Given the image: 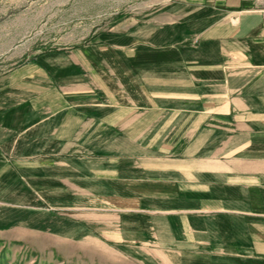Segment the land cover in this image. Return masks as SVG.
<instances>
[{
    "label": "rangeland",
    "instance_id": "rangeland-1",
    "mask_svg": "<svg viewBox=\"0 0 264 264\" xmlns=\"http://www.w3.org/2000/svg\"><path fill=\"white\" fill-rule=\"evenodd\" d=\"M253 1L264 13V4ZM223 2L0 0V264H193L186 248L179 257L177 246L187 245L171 234L155 192H166L179 166L203 168L195 163L205 153L223 162L212 166H222V172L249 169L264 176V126L242 123L206 136L171 131L173 109L190 104L187 95L172 97L187 94L188 87L173 89L171 81L178 73L185 81L195 76L188 56L202 49L203 32L225 17ZM65 75L94 86L98 78L100 86L114 82L109 89L130 104L148 81L149 96L164 95L157 97L165 111L160 129L169 131L116 134L100 149L75 148L78 140L63 143L43 134L36 148H29L26 127L16 116L26 115L29 101L51 89L62 94ZM161 75L163 88L155 84ZM101 93V103L109 108L111 101ZM115 108L145 113L135 106ZM132 119L139 129L138 117ZM155 119V114L148 117ZM194 139L211 140L216 147H181ZM125 192L142 202L141 210L122 215L111 207L115 193ZM121 198L115 195L116 205ZM207 263L202 257L195 264Z\"/></svg>",
    "mask_w": 264,
    "mask_h": 264
},
{
    "label": "crops",
    "instance_id": "crops-1",
    "mask_svg": "<svg viewBox=\"0 0 264 264\" xmlns=\"http://www.w3.org/2000/svg\"><path fill=\"white\" fill-rule=\"evenodd\" d=\"M223 1L225 17L203 32L202 49L188 56L194 66L189 69H194L195 76L193 79L189 76L185 81L184 76L178 73L171 81L173 89L176 86L178 90L188 87L187 94L179 91L172 93V97L180 100L181 96L187 95L186 100L190 104L196 102L184 108L177 104V108L173 109V132L206 136L228 131L227 127L242 123L252 128L255 125L264 126V13L255 9L253 0ZM35 66L54 84L44 68ZM201 77L202 88L198 89ZM62 80L65 85L62 94L51 89L36 102L29 101L26 115L16 116L17 122H23L26 127L23 132L29 136V148L43 134L50 140L63 143L78 140L75 148L100 149L107 147L116 134L169 131L167 128L160 129L164 125V119H160L165 117V111L162 99L157 97L163 98L164 95L157 94L154 99L149 96L148 81H145L143 92L140 90L139 98L134 97V102L130 104L127 97L120 95L117 98L115 88L109 89V85L115 87L114 82L100 86L98 78L94 86L92 82L87 84L85 78L72 75H65ZM155 84L163 88L162 75L156 77ZM101 92L108 96L111 101L108 107L112 106V109L101 103ZM148 105L152 107L149 112ZM116 106L145 108V113L130 109L120 112L116 111ZM40 109L44 112L39 113ZM116 113L123 115L117 116ZM152 114L156 119L149 121L148 117ZM132 117H138L139 129L133 125L137 119ZM153 125L158 128L152 129ZM79 133L89 135H80L78 139ZM194 140L189 141L191 144L183 142L181 147L205 150L216 147L212 146L211 140ZM249 161L246 163H251ZM197 163H202L204 167L179 166L172 172L171 184L166 192L164 189L157 190L154 195L157 201L161 199L160 212L167 215L171 234L179 239V244L187 245L177 246L179 257L185 254L183 249L186 248L193 264L202 257L209 260L207 264H227L229 260H235V264H260L264 261V176L248 172L249 169L239 172L224 167L226 172H222V166H212L223 162L213 160L206 153L203 160ZM240 164H244V160ZM117 194L125 198L119 199L121 201L116 205L114 197ZM115 195L110 199L113 202L111 207L121 211L122 215L141 210L142 202L130 199L129 192ZM162 198L170 200L164 202ZM177 260L181 261L180 258Z\"/></svg>",
    "mask_w": 264,
    "mask_h": 264
},
{
    "label": "built area",
    "instance_id": "built-area-1",
    "mask_svg": "<svg viewBox=\"0 0 264 264\" xmlns=\"http://www.w3.org/2000/svg\"><path fill=\"white\" fill-rule=\"evenodd\" d=\"M259 2H261L262 4H264V0H258Z\"/></svg>",
    "mask_w": 264,
    "mask_h": 264
}]
</instances>
